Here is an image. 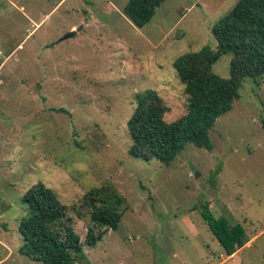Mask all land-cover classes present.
I'll use <instances>...</instances> for the list:
<instances>
[{
	"label": "rangeland",
	"instance_id": "obj_1",
	"mask_svg": "<svg viewBox=\"0 0 264 264\" xmlns=\"http://www.w3.org/2000/svg\"><path fill=\"white\" fill-rule=\"evenodd\" d=\"M61 1L0 0V264H43L23 254L19 232L38 183L81 237L73 264H264V79H244L210 132L213 151L188 144L169 166L129 155L136 95L153 90L167 122L183 117L173 64L217 51L212 29L239 0H166L143 28L124 13L130 0ZM232 59L213 72L229 79ZM106 182L126 200L124 216L89 246L83 199ZM206 204L245 228L251 244L237 258L204 221Z\"/></svg>",
	"mask_w": 264,
	"mask_h": 264
},
{
	"label": "trees",
	"instance_id": "obj_2",
	"mask_svg": "<svg viewBox=\"0 0 264 264\" xmlns=\"http://www.w3.org/2000/svg\"><path fill=\"white\" fill-rule=\"evenodd\" d=\"M165 1L130 0L124 13L136 27L143 28ZM212 34L217 51L205 48L187 53L173 64L188 101L183 117L167 122L168 107L153 90L136 95V107L127 124L133 142L129 149L131 157L147 162L157 160L169 166L188 144L213 151L210 132L240 98L244 79L252 78L257 83L264 79V0H239L213 27ZM226 54L233 56L229 79L213 72V66ZM125 201L109 182L87 193L83 199V208L90 215L87 245L95 246L110 230L118 229ZM24 202L29 216L19 228L23 254L43 264H73V255L82 253V240L71 220L66 219L68 207L43 183L32 186ZM201 213L228 256L250 242L241 224L231 225L225 218H215L208 204L202 206Z\"/></svg>",
	"mask_w": 264,
	"mask_h": 264
},
{
	"label": "crops",
	"instance_id": "obj_3",
	"mask_svg": "<svg viewBox=\"0 0 264 264\" xmlns=\"http://www.w3.org/2000/svg\"><path fill=\"white\" fill-rule=\"evenodd\" d=\"M63 1H64V0H62L61 3H62ZM61 3H60V4H61ZM72 30H76V28H74V29H72ZM250 244H251V241H250V243H248L246 246H244L243 248L239 249L234 255H232V256H228L227 259H231V260H233V259L237 258V255H238L239 251L243 250L245 247H248Z\"/></svg>",
	"mask_w": 264,
	"mask_h": 264
},
{
	"label": "water",
	"instance_id": "obj_4",
	"mask_svg": "<svg viewBox=\"0 0 264 264\" xmlns=\"http://www.w3.org/2000/svg\"><path fill=\"white\" fill-rule=\"evenodd\" d=\"M73 35L74 34H70V35L64 37L63 39H68V38L72 37ZM191 172L195 174L196 178H198L200 176V174L196 173V169L193 166H191Z\"/></svg>",
	"mask_w": 264,
	"mask_h": 264
}]
</instances>
